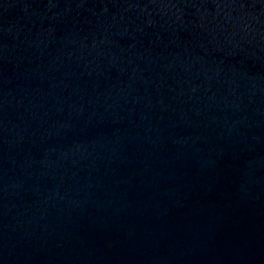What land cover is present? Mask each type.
Segmentation results:
<instances>
[{
	"label": "water",
	"instance_id": "95a60500",
	"mask_svg": "<svg viewBox=\"0 0 264 264\" xmlns=\"http://www.w3.org/2000/svg\"><path fill=\"white\" fill-rule=\"evenodd\" d=\"M0 264H264V0H0Z\"/></svg>",
	"mask_w": 264,
	"mask_h": 264
}]
</instances>
